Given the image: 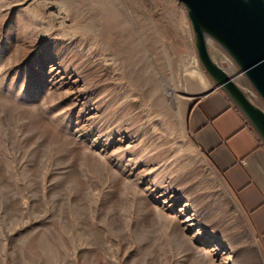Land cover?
Wrapping results in <instances>:
<instances>
[{
    "label": "rangeland",
    "instance_id": "rangeland-1",
    "mask_svg": "<svg viewBox=\"0 0 264 264\" xmlns=\"http://www.w3.org/2000/svg\"><path fill=\"white\" fill-rule=\"evenodd\" d=\"M187 9L0 0V264H264L191 135L215 84ZM214 42V62L264 111Z\"/></svg>",
    "mask_w": 264,
    "mask_h": 264
},
{
    "label": "water",
    "instance_id": "water-1",
    "mask_svg": "<svg viewBox=\"0 0 264 264\" xmlns=\"http://www.w3.org/2000/svg\"><path fill=\"white\" fill-rule=\"evenodd\" d=\"M178 1L188 8L196 50L216 86L213 91L220 90L229 97L264 143L263 109L249 101L235 78L214 62L208 50L210 39L217 42L264 101V0Z\"/></svg>",
    "mask_w": 264,
    "mask_h": 264
},
{
    "label": "crops",
    "instance_id": "crops-1",
    "mask_svg": "<svg viewBox=\"0 0 264 264\" xmlns=\"http://www.w3.org/2000/svg\"><path fill=\"white\" fill-rule=\"evenodd\" d=\"M196 102L189 118L194 144L230 183L264 253V144L222 91Z\"/></svg>",
    "mask_w": 264,
    "mask_h": 264
},
{
    "label": "bare ground",
    "instance_id": "bare-ground-1",
    "mask_svg": "<svg viewBox=\"0 0 264 264\" xmlns=\"http://www.w3.org/2000/svg\"><path fill=\"white\" fill-rule=\"evenodd\" d=\"M212 42H214V41L210 39V40H209V44L212 43ZM214 43H215V42H214ZM209 47H210V46H209ZM208 49H209V48H208ZM229 260H230V258H224V259L222 260V261H223V264H229V262H230Z\"/></svg>",
    "mask_w": 264,
    "mask_h": 264
},
{
    "label": "trees",
    "instance_id": "trees-1",
    "mask_svg": "<svg viewBox=\"0 0 264 264\" xmlns=\"http://www.w3.org/2000/svg\"><path fill=\"white\" fill-rule=\"evenodd\" d=\"M260 142H262L261 140H260ZM263 143V142H262ZM264 144V143H263Z\"/></svg>",
    "mask_w": 264,
    "mask_h": 264
}]
</instances>
